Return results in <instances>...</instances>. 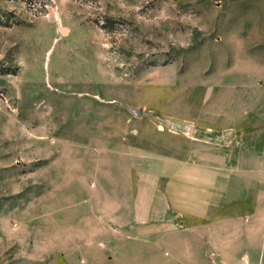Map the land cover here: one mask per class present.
<instances>
[{
  "label": "rangeland",
  "instance_id": "rangeland-1",
  "mask_svg": "<svg viewBox=\"0 0 264 264\" xmlns=\"http://www.w3.org/2000/svg\"><path fill=\"white\" fill-rule=\"evenodd\" d=\"M226 83L259 132L264 0H0V264H84L91 149L125 141L131 107L192 116Z\"/></svg>",
  "mask_w": 264,
  "mask_h": 264
},
{
  "label": "crops",
  "instance_id": "crops-1",
  "mask_svg": "<svg viewBox=\"0 0 264 264\" xmlns=\"http://www.w3.org/2000/svg\"><path fill=\"white\" fill-rule=\"evenodd\" d=\"M236 86L213 91L192 116L128 118L123 143L91 149L107 159L91 178L100 196L85 200L101 245L84 264L262 263L264 127L252 130L263 119L243 111Z\"/></svg>",
  "mask_w": 264,
  "mask_h": 264
},
{
  "label": "water",
  "instance_id": "water-1",
  "mask_svg": "<svg viewBox=\"0 0 264 264\" xmlns=\"http://www.w3.org/2000/svg\"><path fill=\"white\" fill-rule=\"evenodd\" d=\"M130 112L134 116H144V117H148L150 115V112L149 111L143 112V111H140L137 107H131L130 108Z\"/></svg>",
  "mask_w": 264,
  "mask_h": 264
}]
</instances>
